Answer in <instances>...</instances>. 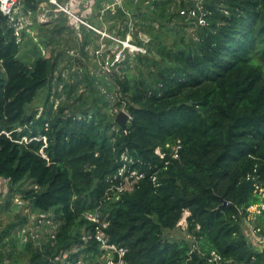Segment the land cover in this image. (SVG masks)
Returning a JSON list of instances; mask_svg holds the SVG:
<instances>
[{"label": "trees", "instance_id": "trees-1", "mask_svg": "<svg viewBox=\"0 0 264 264\" xmlns=\"http://www.w3.org/2000/svg\"><path fill=\"white\" fill-rule=\"evenodd\" d=\"M109 2L95 0L89 23L122 40L131 34L146 51L126 48L119 69L105 73L90 69L87 48L106 56L117 42L83 23L81 56L67 63L63 51L43 54L68 28L57 3L22 0L34 14L21 35L0 9V183L10 184L0 213L18 198L36 217L17 213L2 228L0 264L88 261L99 252L95 238L82 240L95 230L84 216L91 209L109 220L110 241L132 264H264V244L239 215L264 199V0H206L204 26L181 15L183 1L123 0L100 14ZM42 8L47 22L37 20ZM25 45L31 64L19 56ZM122 109L126 129L115 122ZM122 167L141 176L109 197ZM185 211L191 236L170 240L166 230ZM40 219L21 244V230ZM257 223L263 233L264 214ZM212 250L222 262L207 260Z\"/></svg>", "mask_w": 264, "mask_h": 264}, {"label": "built area", "instance_id": "built-area-1", "mask_svg": "<svg viewBox=\"0 0 264 264\" xmlns=\"http://www.w3.org/2000/svg\"><path fill=\"white\" fill-rule=\"evenodd\" d=\"M54 3H57L61 10L66 12L69 17H73L77 20V22L83 23L87 25L88 27H91L93 29H97L93 25L89 23V21L86 22V20L91 17L93 14V9L95 5V0H68L65 4L58 3L57 0H50ZM123 0H113L112 3H106L105 6L99 10L100 14H103L106 9L109 7L115 5V4H121ZM184 2L186 4L185 7L181 8L179 12L181 15L185 16L187 19L196 22L199 25H207V15L208 11L205 8L206 0H175L177 3ZM194 1L195 5L194 7L190 6V2ZM0 9L3 11L4 14L9 16L10 23L15 28V33L17 35H21L22 29L26 28L27 30H30V25L33 23V11L30 9H24L22 7V0H0ZM43 11V10H41ZM46 14V12L44 13ZM43 14V15H44ZM81 14V15H79ZM42 14H39L38 18L39 20L42 18ZM50 18V15H49ZM47 20V19H46ZM33 32V31H32ZM102 33V32H101ZM108 35V33H106ZM114 38V37H113ZM119 43L124 46V49L114 52L113 58H111L112 54L102 55V57L99 59V65L101 64V69H99L98 72H108L112 68V66L118 64L121 59L123 58V51L127 48L130 52L134 51H143L145 52V48L137 46L133 44L132 42H129V40H122L118 39ZM131 41V40H130ZM100 50H97V53H99ZM45 139V138H44ZM46 140V139H45ZM125 171V167H122L119 171L120 175H123ZM141 176V174L137 173L135 170H131L128 174H125L123 177V181L121 184L112 186L110 191L112 193L109 194V197H120V193L123 191V189L131 188L132 183L138 179ZM259 193H261L262 196H264V185H258ZM188 212V211H187ZM189 213V212H188ZM264 214V199L258 203L252 204L246 209L239 208V215L242 217V220L244 224H246L248 231L251 233L252 237H255V240L259 243L264 244V232H261V226L258 225L257 220L258 216L260 214ZM84 216L86 219L95 224V230L94 231H84L82 235V240L84 242H88L90 239L95 238L97 243V248L99 249V252H94L91 255L87 254L89 259L86 261L83 257L78 258L74 262H67L66 264H132L127 259V251L128 249L124 246H121L115 242H111L109 235L107 233L106 228L109 226V220L101 218V215L96 211H85ZM187 216L188 214L182 218L181 224H185L187 226ZM43 220L40 219L39 223L35 225V227L30 226V230L26 228L25 226L21 232H20V238L22 236H25L27 239L28 232L31 234H36L40 229V223ZM48 222H53V217L47 216ZM31 227H33L34 232L31 230ZM257 244V243H256ZM82 245H73L70 251H62L60 256L63 258H66L69 256L71 252H76L80 248H82ZM205 257L209 262L214 263H220L223 260L222 255L212 250L208 254H204ZM256 264V263H254Z\"/></svg>", "mask_w": 264, "mask_h": 264}, {"label": "rangeland", "instance_id": "rangeland-1", "mask_svg": "<svg viewBox=\"0 0 264 264\" xmlns=\"http://www.w3.org/2000/svg\"><path fill=\"white\" fill-rule=\"evenodd\" d=\"M43 5L45 6V8H47L48 11L50 10V7L46 3H44ZM64 14L66 16L64 23L66 26L68 25V28L63 29V31L61 33V37L59 39H57V41L54 44L48 45L46 47L48 48L47 53L49 55H52V53L57 51V50H60V51L62 50L64 53L63 55L65 57V61L68 63V62L72 61V59H71L72 57L77 58L78 56H81V54L79 53V50H78L79 49L78 46H79V42H80V38H79L78 34L80 31L78 30L79 29V24H78L79 22H77V20L75 18L69 17V15L66 12ZM79 15H81V14H79ZM46 19L47 20L49 19V13L47 11H46V14L42 15V18L40 20L42 22H44V21L47 22ZM88 19L86 20V22L89 21ZM99 30H100V32H102L103 37H106V38H107V36H110L112 38L114 37L115 41L117 42L114 46L110 47L111 48L110 52H109L110 54L117 52V51L121 50L122 48L124 49V46H122V44L119 43V41H118V39H121L120 37L114 36V34H110V33L106 32L105 30H102V29H99ZM33 31H34L35 35H36V31H37V35L40 34L38 29L35 28L34 26H33ZM106 33H108V35ZM104 35H107V36H104ZM102 36H101V38H102ZM107 39H109V38H107ZM130 39H132L131 34H129L125 40H129V42H131ZM101 41H103V38L101 39ZM104 49H107L106 45L104 46ZM87 50L89 52V57H86L84 54L83 55L85 56V61L87 62V64L90 65V69H92V70L101 69L102 66H101V64L99 65L98 60L102 57V55H98V56L93 55L94 46H89L87 48ZM99 50H100L99 53H101L103 49L100 48ZM32 51H33L32 49L28 48V46L25 45L22 48V50L20 51L19 56L23 60H25L27 63L31 64V63H33V60L35 58V55L32 56V54H33ZM96 53H97V50H96ZM68 57H70V58H68ZM75 61H77V60H75ZM95 62H97V64H95ZM118 67H119V64H116L115 66H112L111 68L117 69ZM47 90H48V88L44 87L43 89L40 90V92L38 93V96L35 98L33 106H35V108L37 107L38 110L39 109L43 110L42 104L44 102V98L47 95ZM52 99H53V97L50 100H52ZM39 112H41V110H39ZM9 185H10L9 182H7V181H2V183H0V196L2 194L4 195L6 193ZM25 185H29V182H27ZM15 200L17 202H19V206H16V204L12 203L10 209H3L2 212L0 213V225H1L0 226V232H1L2 228L4 226H6L10 221L16 219L15 215L17 213L28 214L30 223H34V220L36 219L34 214L31 212L30 207L26 204L25 201L20 203L21 202L20 199L15 198ZM0 202H3V204L6 203L5 200L3 199V197H0ZM186 213L188 214V212L185 211L182 218L186 215ZM182 218H181V220H182ZM181 220H179L177 227H175L174 229H167L166 230L167 232L165 233V236L167 238H169L170 240L182 239L183 237L189 238L191 236V234L189 232H186V230H187L186 222H185V224H181ZM31 230L34 232L33 227H31ZM21 239H22L21 244H25V241H26L25 236H22ZM20 248L21 247L19 246L18 249H20Z\"/></svg>", "mask_w": 264, "mask_h": 264}, {"label": "water", "instance_id": "water-1", "mask_svg": "<svg viewBox=\"0 0 264 264\" xmlns=\"http://www.w3.org/2000/svg\"><path fill=\"white\" fill-rule=\"evenodd\" d=\"M189 4L192 7H194L195 5L194 1H191ZM192 24L196 25V23H192ZM130 117L131 116L128 113V111L122 109L117 113L115 117V122L118 123L122 127V129H126L127 121L129 120Z\"/></svg>", "mask_w": 264, "mask_h": 264}, {"label": "crops", "instance_id": "crops-1", "mask_svg": "<svg viewBox=\"0 0 264 264\" xmlns=\"http://www.w3.org/2000/svg\"><path fill=\"white\" fill-rule=\"evenodd\" d=\"M42 10H43V8H42ZM46 11H41V10H39L37 13H36V17H37V20H39V18H38V16H39V14H44ZM41 15V16H42ZM48 20H50V18L48 19ZM48 20H46V21H48ZM39 21H41V20H39ZM42 22V21H41ZM45 22V21H44ZM33 33H34V31H33ZM41 49H42V52H43V54H45V55H47V56H50L48 53H47V50H48V48L46 47V46H41ZM62 51V50H61Z\"/></svg>", "mask_w": 264, "mask_h": 264}, {"label": "bare ground", "instance_id": "bare-ground-1", "mask_svg": "<svg viewBox=\"0 0 264 264\" xmlns=\"http://www.w3.org/2000/svg\"><path fill=\"white\" fill-rule=\"evenodd\" d=\"M125 172V171H124ZM125 174V173H124ZM118 176V175H117ZM90 203V202H89ZM91 208V207H90ZM92 210V209H91ZM107 219V218H106ZM116 243V242H115Z\"/></svg>", "mask_w": 264, "mask_h": 264}]
</instances>
